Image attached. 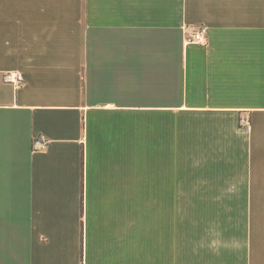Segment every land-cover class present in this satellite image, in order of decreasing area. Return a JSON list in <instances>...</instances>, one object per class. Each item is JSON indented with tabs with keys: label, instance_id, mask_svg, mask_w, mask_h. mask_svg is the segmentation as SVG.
I'll return each mask as SVG.
<instances>
[{
	"label": "crops",
	"instance_id": "0c3cea01",
	"mask_svg": "<svg viewBox=\"0 0 264 264\" xmlns=\"http://www.w3.org/2000/svg\"><path fill=\"white\" fill-rule=\"evenodd\" d=\"M168 219L264 264V0H0V264H166Z\"/></svg>",
	"mask_w": 264,
	"mask_h": 264
},
{
	"label": "rangeland",
	"instance_id": "374dc122",
	"mask_svg": "<svg viewBox=\"0 0 264 264\" xmlns=\"http://www.w3.org/2000/svg\"><path fill=\"white\" fill-rule=\"evenodd\" d=\"M169 215V213H168ZM166 264H191L190 219L167 220ZM136 264H143L141 253H136Z\"/></svg>",
	"mask_w": 264,
	"mask_h": 264
},
{
	"label": "built area",
	"instance_id": "2783aa9c",
	"mask_svg": "<svg viewBox=\"0 0 264 264\" xmlns=\"http://www.w3.org/2000/svg\"><path fill=\"white\" fill-rule=\"evenodd\" d=\"M207 41V28L198 27L191 33H186L184 37L183 44L187 45H205ZM2 81L4 83L12 85L14 88H19L24 84V80L19 73L16 72H6L3 74ZM240 125L244 126L246 129L250 128L248 120L240 119ZM47 141L43 136H38L32 141V150L41 151L46 147Z\"/></svg>",
	"mask_w": 264,
	"mask_h": 264
}]
</instances>
